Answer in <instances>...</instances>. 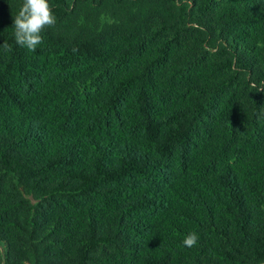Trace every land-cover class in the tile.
Segmentation results:
<instances>
[{"label": "trees", "instance_id": "obj_1", "mask_svg": "<svg viewBox=\"0 0 264 264\" xmlns=\"http://www.w3.org/2000/svg\"><path fill=\"white\" fill-rule=\"evenodd\" d=\"M48 2L30 52L0 0V264H263L264 0Z\"/></svg>", "mask_w": 264, "mask_h": 264}, {"label": "clouds", "instance_id": "obj_2", "mask_svg": "<svg viewBox=\"0 0 264 264\" xmlns=\"http://www.w3.org/2000/svg\"><path fill=\"white\" fill-rule=\"evenodd\" d=\"M56 24V17L48 0H22L17 15L13 18L15 43L30 52H34L43 43L42 33ZM0 47L5 51L10 46L4 42ZM195 232L188 233L182 241L183 246L192 248L198 242Z\"/></svg>", "mask_w": 264, "mask_h": 264}, {"label": "water", "instance_id": "obj_3", "mask_svg": "<svg viewBox=\"0 0 264 264\" xmlns=\"http://www.w3.org/2000/svg\"><path fill=\"white\" fill-rule=\"evenodd\" d=\"M264 264V263H263Z\"/></svg>", "mask_w": 264, "mask_h": 264}]
</instances>
